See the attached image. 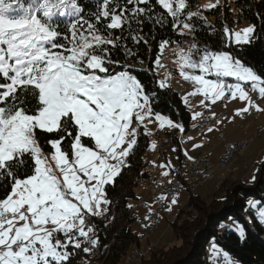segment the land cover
<instances>
[{"label":"snow or ice","instance_id":"obj_1","mask_svg":"<svg viewBox=\"0 0 264 264\" xmlns=\"http://www.w3.org/2000/svg\"><path fill=\"white\" fill-rule=\"evenodd\" d=\"M219 2H209L204 8H215ZM150 3L125 0L121 6L116 0H102L95 20H108L109 30L123 29L131 22L140 23L139 18L149 11L141 5ZM156 3L172 17L174 29L180 26L181 34L185 29L193 30L187 20L201 15L189 11L181 19L189 6L187 0ZM80 13L78 0H30L27 4L24 0H0V181L10 184V191L0 198V264H68L73 255L70 246L80 249L87 242L95 247L98 240L87 217L107 211L110 201L105 185L113 183L127 166L138 128L144 126L147 132L145 120L151 124L153 117L161 128L165 123L181 128L160 113H153L151 98L136 76L127 70L109 73L107 65L119 61L107 58L106 46L117 47L120 37L110 38L111 32L104 36L96 24L81 18L69 24L70 46L54 42L60 33L53 18L78 17ZM255 30V25L239 30L225 26L223 32L232 44L242 46L253 42ZM132 39L143 37L136 34ZM168 43L163 41L161 49ZM176 55L180 75L194 83L192 92L183 97L186 104L189 96L197 94L203 96L200 104L204 107L238 97L246 106L236 109L237 115L250 107L261 110L249 92L264 97V77L238 57L226 51L200 49L196 44L187 51L179 49ZM228 77L234 82H228ZM159 83L161 88L167 87L164 81ZM30 99L36 101L35 108L30 106ZM201 115L193 112V119ZM133 119L136 126H132ZM37 130L63 133L48 141L53 150L49 155L37 139ZM66 137H71L70 153L63 148ZM85 138L93 146L85 144ZM25 156L34 166L31 174L21 175ZM172 203H176L175 197ZM260 203L254 199L247 202L264 222ZM235 231L242 240L245 238L242 226L236 224ZM83 251L89 253L92 248L84 247ZM211 251L214 256L221 254L215 244ZM222 255L223 264H234L227 252Z\"/></svg>","mask_w":264,"mask_h":264},{"label":"trees","instance_id":"obj_2","mask_svg":"<svg viewBox=\"0 0 264 264\" xmlns=\"http://www.w3.org/2000/svg\"><path fill=\"white\" fill-rule=\"evenodd\" d=\"M25 4L30 0H24ZM125 0H116V4L123 6ZM188 7L181 16L183 20L186 13L196 5V0H187ZM81 13L78 17H54L53 24L60 33L55 43L69 45L71 33L69 24L73 19H83L96 24L100 33L112 39L120 37L117 47L107 45L109 48L107 58L119 63L108 64L109 73L129 71L144 86L145 92L150 96L153 113H160L171 119L181 128L172 127L166 132L174 146L176 161L182 158L181 138L187 134L193 121L183 99L172 87H159L154 71V60L159 55L161 43H181L184 38H191V45L196 44L200 49L208 48L211 51H226L238 57L245 65L253 68L256 73L264 77V0H232L236 11L235 15L229 10V3H224L221 12L218 7L198 10L201 15L192 17L186 22L193 26L188 34L178 31L180 26L173 28V19L167 12L151 0L147 6L148 13L140 17V23L131 22L123 29L106 28L108 20L101 18L95 20L102 0H78ZM113 4L112 6H116ZM228 5V7H227ZM128 7H131L129 5ZM196 11V10H195ZM220 15V16H219ZM213 20H210V18ZM221 17V18H218ZM157 19L160 22H157ZM255 25V35L250 44L237 46L228 41L223 29L228 26L232 29L241 21ZM86 29L87 24L82 26ZM140 35L142 40L134 41L133 35ZM60 49H57L59 51ZM132 53L131 55L129 53ZM226 80H228L226 78ZM30 106L35 108L36 101L29 100ZM181 130V132H180ZM63 133H47L37 130L36 136L44 153L51 151L48 141L57 139ZM74 135V132H73ZM93 146L89 138L83 141ZM71 137H66L63 148L70 153ZM149 141L142 129H138L137 143L127 158V166L123 167L113 183L105 185L107 199L110 201L108 212L100 218L94 219L91 226L94 228V238L98 240L95 247L84 242L80 249L71 246V255L68 264H120L125 263L129 252L151 245L149 240L142 243V236L135 233L131 223L136 219L132 214L131 201L138 199L135 189L142 183L150 180L151 172L143 169L144 154L148 150ZM164 156V154H163ZM165 159V158H164ZM24 167L20 169L21 175L31 174L34 166L31 159L24 157ZM235 168L231 167L217 184L218 187L207 197L203 198L195 191L187 194V200L175 217L169 222L172 237L179 241L177 245L153 246L149 253L142 258L140 264H223V258L210 263L207 255L209 245L216 242L234 260V264H264V222H261L253 209L248 207V200L254 199L264 205V163L258 164L252 178L247 180L235 175ZM215 185V184H214ZM10 191L7 180L0 181V198ZM227 219L242 223L245 238L231 230L230 225H223ZM227 232L222 234V229ZM84 247L92 248L85 253Z\"/></svg>","mask_w":264,"mask_h":264},{"label":"rangeland","instance_id":"obj_3","mask_svg":"<svg viewBox=\"0 0 264 264\" xmlns=\"http://www.w3.org/2000/svg\"><path fill=\"white\" fill-rule=\"evenodd\" d=\"M209 2L216 3V0H196V5L192 8V10L190 9L189 11L194 12L195 10L196 11L205 10L204 5H206ZM231 2L232 0H220L218 4L219 6L218 11L221 12L222 6H224L223 5L224 3H229V10L232 12L233 15H235L236 11ZM218 18H221V17H218ZM210 20H213V18L211 17ZM249 25H252V24L243 20L241 21V23L236 24L232 29L239 30ZM183 33L188 34L189 30L185 29ZM189 34L187 36H189ZM190 46H191V38H184L181 40V43H173V44L168 43L163 49L160 50L159 55L154 60V71L157 77V83L159 87H160L159 82L164 81L167 84V87H172L180 95L182 99L183 97H185L187 93L192 92L194 88V83L191 81L185 80L180 75L179 67H178L179 58L176 55V53L179 51V49H184L185 51H187ZM158 57H159V64H157ZM184 70L191 71L190 69H187V68H185ZM166 74H167V79H165ZM196 74H199L198 70H196ZM208 78H215V77L209 76ZM248 88H250V85H248ZM252 92L253 91H250L249 95L252 94ZM197 97L198 98L193 101H189L191 97L190 98L188 97L189 98L188 103L186 104L184 102L187 110L191 114L192 119H193V112H198L203 107L200 104V100L203 99V97L200 94H197ZM227 100L222 99V101H227ZM257 101H255V103L259 106L261 110L258 111L256 108L250 107V108H253V110H251L250 112L248 111L244 112L240 115H237L236 111L228 114L227 111L229 110L230 107L227 106V103L222 104L223 107L221 106V110L227 113V117L225 114V118L222 120L223 118L222 116V118L219 120V121L222 120L223 122H225V125L227 126V129L221 132V135H225L224 141L223 143L219 141L218 135H217L216 136L217 140L214 139L213 141L209 142V145L217 147V149L220 150L222 149V146L226 144L228 141H233L234 139L238 137L243 139L240 141H245L247 139L252 140L248 148L243 153V155L240 156L239 158L234 159V162L237 161V164H234L233 162L234 165L230 166V168L231 167L235 168V172H234L235 175H238L241 178H243L244 173H241L240 168H242L244 165L249 166L248 172H251V171L253 172L256 169L258 164L264 163V97L259 96V99ZM245 106H246V102L244 103L243 106H241V108ZM203 110H206V109H203ZM208 110H210L211 114L214 113L211 109H208ZM215 113H218V112H215ZM162 116H165V115H162ZM152 119H153V123L151 124L147 123V119L145 120L147 132L144 126H141L139 128L142 129V132L145 133L149 141L148 150L144 154V160H147L146 162L148 163L152 159V162L148 164L147 170L155 174L153 182L158 183L156 181H163L164 179H166L164 173H169L170 178L173 176L172 168L174 166L171 168V172H170L167 169V166L164 164V161L167 159V156H168L169 163L170 165H172V163L174 162V159L171 158V149L174 146L171 144V142L167 141L169 136L166 135V132L171 130L172 127H169L165 123L164 127L161 128L159 126V122L156 121L154 117ZM195 122L193 120L191 122V126H195L196 124ZM216 125L214 124L213 126H216ZM132 126H136V122L134 119H133ZM232 128L234 129V131L228 132ZM184 139L186 140L185 136L182 137L181 147L184 150V154H185V151L187 150H186ZM153 144L156 145V147L154 146L155 148L153 147ZM226 148H224L222 153L225 151ZM157 149H159V151ZM52 151L53 150L51 149V151L45 154L49 155ZM211 161L212 163L215 162L214 157L212 158V156H211ZM161 165H163L164 167H161ZM215 183L217 182L213 179L208 180L205 183H203L200 187H198L197 189L193 191H195V193L199 194L201 197L205 198L209 196L215 190V188L218 187V185L214 187ZM193 191H188L186 188H183V189L177 190L176 192H173L171 195L167 197L164 195L166 199L167 207L164 208L159 214L157 228L150 234V236L147 239H144L143 231L145 230V224L147 225L148 216H150L151 212H153L156 208V206H153V204H156V201L150 197L152 190L147 191V182L146 183L142 182L135 189V193L138 196L137 198L144 197L146 199H145V202L141 205H138L137 199L132 200L130 202L132 208H135V215H136V219L131 223V228L135 233L142 236V238L144 239V240H141L142 243H146L149 240V243L151 245H147L146 247L142 249L132 250L131 252H129L128 256L125 258V263L121 262L120 264H140L141 259L148 255L149 248L155 245L156 246H164V245L170 246V245L179 244V241L175 240L172 237L169 222H171V220L175 217L176 213L178 212L182 204L186 202L187 194ZM173 197H175L176 199V203L174 204L172 203ZM259 207H264V205H259ZM253 210L255 211V214L258 216L257 210L256 209H253ZM236 224H239L240 226H242V223L237 220L227 219L223 222V225H230V228L233 231H235ZM49 227H51V225H49ZM213 244H215L217 248L221 250L220 255L218 256L213 255L211 251ZM208 248H209V252H208L207 258L210 263L216 262L220 258L224 259L222 253L225 251L222 249V246L220 244L216 242H212ZM132 254H134V257L132 256ZM135 254H139V256H135ZM229 258L234 262V260L230 256ZM222 261L223 260H221L220 263H222Z\"/></svg>","mask_w":264,"mask_h":264},{"label":"bare ground","instance_id":"obj_4","mask_svg":"<svg viewBox=\"0 0 264 264\" xmlns=\"http://www.w3.org/2000/svg\"><path fill=\"white\" fill-rule=\"evenodd\" d=\"M251 97H253L254 101H257L259 99V94L257 92H252ZM190 99L194 100L195 98L191 97ZM250 109H252V108H250ZM204 111H207V114H204ZM201 113H202V115L199 118H201V117H203V118H201L199 121H196L195 122L196 124L212 125V124H215L217 120H220L223 116L222 113H220V112L215 113V116H213L211 114L210 110H208V109L203 110ZM167 141L171 142L170 138H168ZM181 141H182V138H181ZM251 141L252 140H250V141H239L238 143H235L232 146L226 148V149H228V154L225 155V151H226V149H225V151L220 156H218V157H223L225 155V157L221 158V161L219 162L218 165H215L214 167L209 169L207 172L200 175L199 184L185 185V188L188 191H193V190L197 189L198 187H200L203 183H205L208 180L213 179L217 182L218 177L223 178L226 171L228 169H230L231 165H233L234 159L239 158L240 156L243 155V153L248 148ZM157 150L159 151V149H157ZM191 157L192 158L204 157V165H212V161H211L207 152H204V151L197 152V153L192 154ZM218 157L216 160H218ZM184 159H188V158H184ZM146 161L147 160H144V162H143V169H148L149 162L147 163ZM172 172H173V176L171 178H178V168L173 167ZM154 177H155V174L151 173L150 180L147 182V191L152 190L150 197L156 201V197H152V196H160V190L162 187V183H154L153 182ZM172 193L173 192H169V194H164V195L167 197V196L171 195ZM145 199L146 198H144V197L143 198L139 197L137 199L138 205L143 204ZM164 202H166V199H164ZM164 208H166V207H163V209ZM132 214L133 215L135 214V208H132ZM155 214H157V206H156L155 210L153 212H151L150 216H154ZM157 225H158V222H156L155 225H152L151 229H149L147 232H145L143 237L144 238L149 237L150 234L157 228ZM226 232H227V228L224 227L222 229V234L223 233L225 234ZM132 256L134 257V254H132Z\"/></svg>","mask_w":264,"mask_h":264},{"label":"crops","instance_id":"obj_5","mask_svg":"<svg viewBox=\"0 0 264 264\" xmlns=\"http://www.w3.org/2000/svg\"><path fill=\"white\" fill-rule=\"evenodd\" d=\"M227 79L230 80L229 82H234V80L231 77H228ZM247 88H248V85H246V89ZM190 97L195 98L194 100H196L198 98L197 95L189 96V98ZM189 101H193V100H189ZM205 103L207 104V103H210V102L205 101ZM224 103H227V106L230 107L229 110L227 111V113L230 114V113H233L236 109H240L241 106L244 105L245 101L239 100L238 97L235 98V99H231V100L228 99L227 101L219 100V101H217L214 104H210L209 107H204L203 106L198 112L201 113V111L203 109H211L214 113L215 112L222 113L223 114L222 120H223L225 118V114H226V117H227V113L223 112V110H221V106ZM190 116H191V114H190ZM197 118H199V117H197ZM192 120H195V119H192ZM222 120L220 121V124L219 123L218 124L215 123V125L217 124L216 126H213L214 124H212V127H211V125H203V124H195V126H191L190 129L188 130L187 134L185 135L186 140L184 139L185 140V145H186V150H187V151H185V153H187V155L184 154V150L181 147L182 157L183 158H188L189 156H191L192 154H194L196 152L204 151V152L208 153L210 159H211V156H212V158L214 157V160H216L217 157L222 153L224 148H226L228 146H231L232 144H234V143H236V142H238L240 140H243V139L238 137V138L234 139L233 141H228L226 144H224L222 146V149H220V150L217 149V147L209 145V142H211L214 139H216L217 135H218V140L223 143L225 135H221V132L223 130L227 129V126L225 125V122H223ZM210 127L213 128V131L208 132L207 129L210 128ZM233 128L231 130H229L228 132H231V131L233 132L234 131ZM189 137H191V139H189ZM202 140H204V141H202ZM194 144H198L200 146L194 148L193 147ZM155 147H156V145H155ZM171 158L174 159V162L172 163V165H170V163H169L168 156H167V159L164 161V164L167 166V169L170 172H171V168L176 163V156H175V152H174L173 148L171 149ZM151 162H152V159H151V161H149V164ZM234 164H237V161H235ZM248 169H249L248 165H244L242 168H240L241 173H244L243 174V179L249 180V179H251L253 177V173H254L255 170L253 172L252 171L248 172ZM168 175H169V173H167V175H165V177L168 176ZM166 181L167 180L164 179L163 181H156V182L163 183V182H166ZM145 226H146V224H145Z\"/></svg>","mask_w":264,"mask_h":264},{"label":"built area","instance_id":"obj_6","mask_svg":"<svg viewBox=\"0 0 264 264\" xmlns=\"http://www.w3.org/2000/svg\"><path fill=\"white\" fill-rule=\"evenodd\" d=\"M251 110H253V108L250 109L248 112H250ZM204 114H207V111H204ZM201 118H196L194 122L199 121ZM245 141H250V140L247 139ZM226 154H228V149H226L225 151V155ZM225 155L223 157H225ZM223 157H218V160H215V162L212 163V165H204V157H195V158H192L191 160L184 159L183 157L178 159L174 165V168H178V178H170V175L166 176L167 181L162 183V187L160 190V196H152V197H156V204H153V206H157V214H155L154 216H148L147 225L145 226L143 235L145 232L151 229L152 225H155V223L158 222L159 214L163 210V207H167V203L164 202V199H160L161 196H164V194H169V192H176L177 190L183 189L185 188V185L199 184L200 175L207 172L209 169H211L215 165H218L219 162L221 161V158ZM220 180H221V177H218L217 183H215L214 187L218 184ZM109 208L110 207L107 205V211L103 215H105L108 212ZM103 215L88 216L87 223L91 225L94 219L100 218ZM57 238L63 239L62 234H57ZM135 256H139V254H135Z\"/></svg>","mask_w":264,"mask_h":264}]
</instances>
